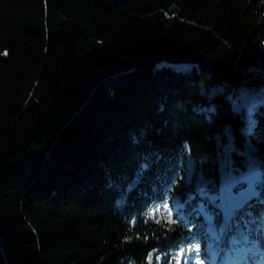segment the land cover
I'll use <instances>...</instances> for the list:
<instances>
[{
	"label": "trees",
	"instance_id": "trees-1",
	"mask_svg": "<svg viewBox=\"0 0 264 264\" xmlns=\"http://www.w3.org/2000/svg\"><path fill=\"white\" fill-rule=\"evenodd\" d=\"M250 169L264 175V0H0V264L206 252L199 202L220 227L223 171L238 189ZM176 198L169 231L156 210ZM263 227L253 198L230 245Z\"/></svg>",
	"mask_w": 264,
	"mask_h": 264
},
{
	"label": "rangeland",
	"instance_id": "rangeland-1",
	"mask_svg": "<svg viewBox=\"0 0 264 264\" xmlns=\"http://www.w3.org/2000/svg\"><path fill=\"white\" fill-rule=\"evenodd\" d=\"M248 100L249 99L245 94L241 95V97H240L241 103L247 105ZM239 107H242V106L239 104ZM246 150L247 151H253L254 150L253 145L250 143V141L246 142ZM192 169L194 172L193 166H192ZM244 178H247V175H244ZM225 179H226V181H228L227 189L229 190V193L232 194L233 196L238 197L241 192L245 191V190H239L238 189V191L236 193H234L233 187L237 185V183H235L233 185V180L235 179V176H231V175L226 174ZM199 187L200 188L204 187L202 182L199 183ZM226 194H227V191H225V189H224L221 194L212 195V196H215L216 198H218L220 200V204L222 205L223 204V198L225 197ZM183 206H184V204L179 198H176L174 202H171L169 204L171 211H175L176 213H179L180 215H182ZM197 208L199 209V211L205 213L208 222L211 224L213 222V219L209 215L208 211H206L203 201L199 202ZM235 218H236V215L231 216L230 221L233 222L235 220ZM231 224L232 223H229V227H231ZM212 235H213L215 241L209 242V245L207 246L208 249L206 252H203V248H201V252L199 253V259L203 260L204 264H217L216 259H218L219 256H221V255L224 256V259H226L225 264H232V262H234L236 264V261H238L237 264H240V261L242 262L243 259L246 260L248 258L245 256H244L245 258L244 257L241 258V253H240V252H242L244 254L246 252V256H247L249 254L250 250L249 249H247V250L243 249L244 247L247 248V246H244V247L242 246L239 249V251H235V250H232L231 252L228 251V249H229L228 242L230 239V234H229V237L226 241H223L221 238L222 235L217 234V232L215 230H212ZM216 241H217V244H216ZM245 241L247 242V244H250L248 238H246ZM262 245L264 247V243ZM235 249H237V248H235ZM196 257H197V254L195 252H191V253L188 252V253L184 254V256L182 257L181 264H184L185 261H187V264H195ZM263 257H264V255H263Z\"/></svg>",
	"mask_w": 264,
	"mask_h": 264
},
{
	"label": "snow or ice",
	"instance_id": "snow-or-ice-1",
	"mask_svg": "<svg viewBox=\"0 0 264 264\" xmlns=\"http://www.w3.org/2000/svg\"><path fill=\"white\" fill-rule=\"evenodd\" d=\"M6 54V53H5ZM245 179L244 177L240 178ZM239 180H233V185L235 183H239ZM257 195L255 191V187L253 184H249L248 189L241 192L238 197L232 198L234 199V203L231 204L229 207L226 208V218L234 215L237 211L240 209H243L245 205L247 204L248 200L251 199L253 196ZM163 213L160 212V209H157V213L160 214V218L163 219L166 222V226L168 227L169 231L172 230V225L176 223V220L173 219V213L167 203L163 205ZM157 223H160V219H157ZM145 239H147L145 237ZM195 252L197 254L195 264H204V261L199 259V253L201 252V247L199 243L193 244L190 248L187 250L181 248L179 253H177V256L175 257V264H181V259L184 256L185 252ZM159 260V257H157ZM149 264H151V256L149 257ZM184 264H187V261L184 262Z\"/></svg>",
	"mask_w": 264,
	"mask_h": 264
},
{
	"label": "bare ground",
	"instance_id": "bare-ground-1",
	"mask_svg": "<svg viewBox=\"0 0 264 264\" xmlns=\"http://www.w3.org/2000/svg\"><path fill=\"white\" fill-rule=\"evenodd\" d=\"M262 236L264 237V234H262ZM260 241H261V239H260ZM263 243H261L260 245H257L256 247H254V250L253 251H251V252H249V254L246 256V252L243 254L242 252H240L241 253V258H243L244 256L245 257H249L251 254H260V255H264V247H263V245H262ZM244 257V258H245ZM248 259V258H247ZM247 259L244 261V262H242L241 264H246V262H247ZM241 262V261H240ZM238 263V261H236V264Z\"/></svg>",
	"mask_w": 264,
	"mask_h": 264
}]
</instances>
